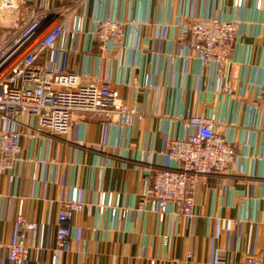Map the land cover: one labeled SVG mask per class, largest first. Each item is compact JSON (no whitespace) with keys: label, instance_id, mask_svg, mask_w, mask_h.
I'll return each instance as SVG.
<instances>
[{"label":"crops","instance_id":"obj_1","mask_svg":"<svg viewBox=\"0 0 264 264\" xmlns=\"http://www.w3.org/2000/svg\"><path fill=\"white\" fill-rule=\"evenodd\" d=\"M74 3L53 0L55 6ZM208 4V0H152L150 6L142 5L134 15L147 18L150 11L156 24L144 28L140 51L125 56L133 74L109 61L101 64L104 75L122 84L131 79L139 86L149 80L155 83L158 88L150 94L137 85L118 87L128 104L153 115L134 121L130 131L119 132L88 115L69 136L38 141L24 137L19 173L0 176V264H9L20 211L37 224L27 238L28 264H52L54 257L56 264H240L247 258L264 264V119L249 109L264 81V10L256 12L249 3L240 11L232 0L213 1L214 12L225 20L247 24L236 62L216 78L195 58H186L178 41V15H200ZM99 11L97 0H89L88 19ZM114 11L109 2L104 12ZM94 53H100L99 48ZM84 65L83 56L73 59L74 69L81 71ZM226 84L233 88L232 98L223 94ZM194 113L216 114L227 123L241 162L226 174L200 180L194 194L199 206L196 218L169 215L159 222L155 215L139 211L145 173L164 161V129L187 135L181 118ZM74 188L84 210L71 223L69 251H60L58 214ZM101 193L120 196L121 207L130 209L127 217L101 215Z\"/></svg>","mask_w":264,"mask_h":264},{"label":"built area","instance_id":"obj_2","mask_svg":"<svg viewBox=\"0 0 264 264\" xmlns=\"http://www.w3.org/2000/svg\"><path fill=\"white\" fill-rule=\"evenodd\" d=\"M213 1L208 0L207 10L200 15H178V41L186 58H195L203 71L218 78L236 62L238 42L245 36L247 24L225 20L214 12ZM232 1L240 11L249 3L256 12L264 10V0ZM97 2L100 11L88 19L89 0H75L70 6H55L53 0H0V176L19 173L25 136L32 141L69 136L88 115L105 120L119 132L130 131L134 121L142 122L153 115L128 104L118 87L137 85L150 94L158 88L155 83L149 80L139 86L136 79H131L122 84L101 72V64L108 61L113 67H130L124 61L126 54L140 51L144 28L156 24L150 11L147 18H138L134 13L142 5L150 6L152 0ZM109 2L115 6L113 14L104 12ZM96 47L98 54L94 53ZM79 56L85 64L81 71L72 66ZM129 69L133 74V66ZM244 92L245 84L239 97ZM223 94L232 98L231 85L223 87ZM249 109L264 119V81ZM181 121L187 135H173L165 128L164 161L145 173L139 211L155 215L159 222L169 215L188 221L196 218L199 206L194 194L200 180L226 174L241 162L235 151L237 141L220 116L194 113ZM128 157L126 153L124 158ZM28 162L33 164L34 160ZM83 210L74 188L58 214V250L69 251L71 223ZM98 210L101 215L109 213L113 217L130 213V209L121 207L120 196L114 197L113 193L100 194ZM36 229L37 224L23 212L17 214L9 264H28L31 249L27 238ZM56 261L54 257L52 264ZM240 264L263 263L247 258Z\"/></svg>","mask_w":264,"mask_h":264}]
</instances>
